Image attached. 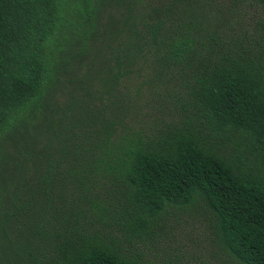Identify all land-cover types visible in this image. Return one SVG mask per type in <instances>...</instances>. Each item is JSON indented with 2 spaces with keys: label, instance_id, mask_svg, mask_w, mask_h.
<instances>
[{
  "label": "trees",
  "instance_id": "1",
  "mask_svg": "<svg viewBox=\"0 0 264 264\" xmlns=\"http://www.w3.org/2000/svg\"><path fill=\"white\" fill-rule=\"evenodd\" d=\"M242 1L264 10V0ZM210 9L196 0H0L8 264H150L130 249L171 209L204 212L235 263L264 264V54L226 40L218 19L203 27ZM105 12L103 95L47 114L60 68L87 55ZM134 77L172 92L177 116L136 127ZM36 120L47 124L32 135ZM25 132L29 142L7 157L6 141Z\"/></svg>",
  "mask_w": 264,
  "mask_h": 264
},
{
  "label": "rangeland",
  "instance_id": "2",
  "mask_svg": "<svg viewBox=\"0 0 264 264\" xmlns=\"http://www.w3.org/2000/svg\"><path fill=\"white\" fill-rule=\"evenodd\" d=\"M196 1L206 5L207 8L209 5L212 6V10L210 9L209 12L204 11L203 27L214 24V20L218 19L219 22H223V30L229 34L226 40L230 42V37L233 36V38L246 42L244 47L249 46L248 49L254 50L256 55L259 52L264 54V29L261 26V23L264 22V10L261 7L247 4L242 0ZM203 8L205 7L203 6ZM113 14L115 16L114 23H117L119 16L115 12ZM98 17L100 24L97 27L100 32L91 44L87 55L75 60L72 64L70 62L67 66L69 72L63 73L64 66L60 68L62 71L61 84L48 100L47 114L61 110L73 99L78 100L76 105H79L86 99H95L96 93L98 97L103 95L101 84L103 70L106 66V53L104 52L106 44L104 41H106L107 35L103 37L101 33L104 29L112 30V27L111 19L108 18L106 12ZM145 79L134 77L131 80L130 94L137 96L138 99L132 103L130 115L136 117L133 121L136 127H161L160 125L167 120L177 116L175 99L172 96L174 94L154 85L151 89L143 87ZM93 109L99 110L100 108L96 105ZM46 124V120L34 121L29 129L30 134H38L36 129L44 127ZM30 138L29 134L25 132L23 136L17 134L11 143L6 141L4 148L7 157H14L17 152L15 146L20 151L23 142L25 140L29 142ZM11 166L9 165L8 168ZM130 250L150 264H237L219 245L213 233L210 219L202 211L169 210L159 225L153 227L150 236ZM5 252L7 251H4L0 242V264H8ZM11 264L14 262L12 261Z\"/></svg>",
  "mask_w": 264,
  "mask_h": 264
}]
</instances>
